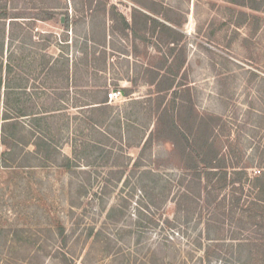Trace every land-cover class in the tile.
<instances>
[{"label": "rangeland", "instance_id": "374dc122", "mask_svg": "<svg viewBox=\"0 0 264 264\" xmlns=\"http://www.w3.org/2000/svg\"><path fill=\"white\" fill-rule=\"evenodd\" d=\"M49 9L56 11L52 19H34ZM112 9L131 23L136 18V30H125L118 13L113 21ZM5 11L20 17L0 18V60L10 86L0 91V118L21 108L46 110L43 123L53 127L59 150L85 165L71 173L35 165L39 160L26 153L34 149L31 144L5 160L0 142V264H66L56 257L61 245L57 218L68 233L80 224L62 250L71 264H164L163 257L168 264H199L201 249L193 239L196 215L185 229L190 239L169 232L171 247L161 260L153 254L163 238L160 229H141L139 243L138 234L129 233L141 196L136 188L140 173L152 169L170 183L182 173L169 141L153 139L140 156L155 125L152 110L162 88L152 82L156 72L169 78L163 83L173 86L167 96L170 107L177 98L193 115L220 116L213 128L217 145L230 151L229 161L239 162L248 175L264 176V0H0V16ZM67 11L78 17L69 28L60 21ZM145 12L179 33L147 20ZM119 89L122 94L108 100L107 113L93 114L102 130L87 129L82 135L74 116L91 113L77 108L76 99L94 101L106 90L108 96ZM60 97L65 102H57ZM22 121L27 127L32 123L30 117ZM1 124L0 119V129ZM170 183L158 214L173 217L177 186ZM239 187H231L233 195L240 196ZM248 196L244 192L241 205L253 195ZM115 204L125 216L118 225L109 224L111 232L118 231L116 243L109 246L95 234L89 236V228L104 227L105 209ZM231 208L226 214L206 212L198 231L206 232L208 220H214L211 233L225 244L252 242L254 227H245L242 207ZM248 256L249 251L241 255V264Z\"/></svg>", "mask_w": 264, "mask_h": 264}, {"label": "trees", "instance_id": "16d2710c", "mask_svg": "<svg viewBox=\"0 0 264 264\" xmlns=\"http://www.w3.org/2000/svg\"><path fill=\"white\" fill-rule=\"evenodd\" d=\"M91 6L92 4L90 7ZM106 6L107 5L104 6L105 10L107 9ZM90 9L93 10L92 8ZM117 13L123 22L125 30H136V25L138 26L136 18L134 22L131 23L124 14L112 9V12L109 10V14L113 21L117 19ZM55 14V10L49 9L45 10L44 16L34 19L47 21L48 19H52ZM64 16L65 20L62 21L61 17L60 21L67 28L78 21V17L71 16L68 11L64 12ZM144 16L147 20L153 19L155 22L159 23L160 27L170 29L173 33H179L176 28L157 18H152L149 13L145 12ZM11 17L20 16H10L7 11L3 12L0 16V18L6 20ZM144 20L142 23L144 25L146 23L147 25L148 21L145 20L144 23ZM0 64V91L2 88L8 90L10 86L4 80L3 76L4 62L0 60ZM158 74L159 72H156L154 76L155 78L157 77V79H155L156 82H152L158 87H162L158 89L156 106L152 110L156 118L154 122L155 125L142 145L140 156L143 155L144 150L147 148L146 146L150 145L153 139L169 141L172 143V155L176 158L178 168L182 170V173L177 181L171 183L165 177L154 173L152 169L146 168L145 171L143 170V173H140L138 176L139 179L136 181V188L138 186V190L141 191V196L137 207L136 219H133V224L130 226H133L134 229H129V233L135 232L138 234L136 242L139 243L142 239L141 229H160L163 233V238H161V243L154 247L153 254L155 261L161 260V254L166 252V248H169V246L171 247L172 238H170L169 232H175L177 230L190 239L191 235L189 234V230L187 232L185 229L190 227L189 223L193 221V217L196 215L197 217L194 220L195 224H193V230L197 231V233L193 235V239L195 247L199 250L201 249L199 264H212L217 260L227 262L229 259L239 261V264H241V255L246 251L250 253V257L248 256L249 261L244 260L247 261L246 264H264V176L248 175L244 167L240 168L239 162L235 164L229 161V157H231L230 151L226 152V150L224 151L225 148L223 149V147L217 145L215 137L213 138V128L221 119L220 116L198 113L193 115L189 110V106L183 100L177 103L174 101L177 98L172 102L175 105L170 107V105L167 104V96L168 92L173 89V86L168 82H166L165 85V83H163L165 76L161 74L158 76ZM166 78L169 80L168 77ZM174 93L175 95L177 94V92ZM60 100L65 102L63 97H60L57 102H60ZM108 100L106 90L103 97L96 98L94 101L88 100L89 102H87L82 99H76V102L74 101L77 108L81 110L87 109L91 113L89 116L83 115V118L78 117L76 114L74 116L76 119H79L78 130L81 131L82 135H84L87 129L95 128L99 129L97 131L102 130L101 121L94 118L93 114L97 112L107 113L109 108V104L107 103ZM60 109L61 108H56L55 110L59 111ZM38 112H23L21 108L16 114L7 111V113H4L2 118H0L2 120L0 142L5 147L2 152V155L5 156V160H9L12 156L16 157L18 150L25 152L27 146L31 144L34 146V149L27 150L26 153L33 156L31 158L39 160V162H35V165H53L62 173H71L75 171L74 169L76 167L85 165V163L77 164L75 158L68 154H63L59 150L58 143L55 141L52 131L53 127H48L43 123L44 118H42V114L43 112L46 113V110L42 111V113ZM22 117H30V123H32L29 127L22 121ZM118 127L120 128V125H118ZM28 128H30V138L26 137ZM31 138H33V140ZM7 155H9V158L6 157ZM10 163L5 165L11 166ZM137 166H140L139 163ZM233 175H237V177H233ZM174 182L177 186L174 216L164 215V211V214H158L161 203L163 202L164 204L168 196V183L174 185ZM239 184L240 196H235L233 195L232 188L234 185ZM226 189L229 190L227 191ZM244 192L245 196H253L250 200H246L245 204L241 205ZM97 194L98 192H96V195ZM93 201L92 198L89 199L87 203L92 204ZM230 203L231 205H228ZM119 206L120 204H115L105 209L106 216L104 227L100 226L97 229L93 226L89 228V236L95 234V238L98 241H105L109 246L116 243L115 240L117 239L118 231L111 232L109 224L113 223L116 226L122 222L125 216V210H123L122 207L119 208ZM234 206L242 207L241 210L244 213L243 218H247L244 224L245 227L247 224L254 227V230H251L255 231L252 242L251 239L249 240L247 238L238 239L239 241L234 242L235 244H225L221 238L213 236L211 233L212 227H214V220H212L211 223L208 220V225L204 228L206 232L198 231L200 221L203 220V216L206 212L211 213V210L214 209L217 213L224 211L223 213L226 214V209L232 207L229 209L231 211ZM216 212L213 214V218ZM56 225L58 229L57 237L59 243H61L56 257H62L66 264H71L68 261L66 253L63 254L62 250L68 246L70 239L73 237L75 230H77L80 224L77 223L74 225L73 233H68L66 224L60 218H57ZM205 240H207L206 244L204 243ZM162 260L164 264H168L165 261V257H163ZM156 264H158V262Z\"/></svg>", "mask_w": 264, "mask_h": 264}, {"label": "built area", "instance_id": "2783aa9c", "mask_svg": "<svg viewBox=\"0 0 264 264\" xmlns=\"http://www.w3.org/2000/svg\"><path fill=\"white\" fill-rule=\"evenodd\" d=\"M121 94H122V91L120 89L119 90H113V91L109 92L108 99L112 101V100L118 98Z\"/></svg>", "mask_w": 264, "mask_h": 264}, {"label": "water", "instance_id": "95a60500", "mask_svg": "<svg viewBox=\"0 0 264 264\" xmlns=\"http://www.w3.org/2000/svg\"><path fill=\"white\" fill-rule=\"evenodd\" d=\"M62 21H64V18H62Z\"/></svg>", "mask_w": 264, "mask_h": 264}]
</instances>
